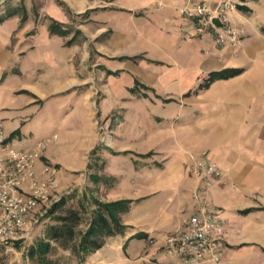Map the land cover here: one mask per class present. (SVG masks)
Wrapping results in <instances>:
<instances>
[{
  "label": "crops",
  "instance_id": "1",
  "mask_svg": "<svg viewBox=\"0 0 264 264\" xmlns=\"http://www.w3.org/2000/svg\"><path fill=\"white\" fill-rule=\"evenodd\" d=\"M63 1L72 18L79 19L76 29L83 41L92 44L93 66L100 83L105 72L104 83L98 89L102 95L99 102L90 101L87 81L79 74V64L89 53L81 54L76 66L75 58L80 55L77 48L57 52L59 59L40 63L48 69L39 70L43 75L34 80L19 82L22 77L7 75L0 91L6 92L11 102L17 98L16 91L23 89L30 102L45 107L51 99L74 92L82 122L78 130L81 145L74 144V150L80 147L82 162L97 148L106 131L99 132L94 125L98 119L94 120L93 104L98 105L96 114L100 119L123 105L138 102L153 106L146 107L148 113L144 112L147 123L143 126L140 148L156 150L163 157L153 187L157 193L170 194L164 198L161 213L149 230L160 233L159 229L169 227L167 232L160 233L164 242L169 231L183 223L187 217L183 214L196 212L193 191L206 187L205 180L198 181L194 175L195 162L202 158L222 171V177L206 192L220 210L226 231L221 253L224 264L247 263L245 259L250 254L259 258L258 251L264 249V35L260 32L264 26L243 27V36L235 46L225 44L219 48L210 32L197 33L195 23L180 15L185 0ZM196 1L214 8L218 0ZM26 5L24 0L23 10L29 15ZM14 11L15 15L0 24V72L8 64L10 49L18 50L22 36L31 29L29 18L21 24L22 16ZM52 19L67 26L60 17ZM45 34L42 28L41 36ZM10 40L14 41L11 48ZM50 40L59 41L56 37ZM225 69H240L241 73L215 79L208 87L198 89L208 74ZM135 89L140 91L136 93ZM125 109L130 117L134 115L129 107ZM42 138L49 139L47 147L57 139V134L52 132ZM109 141L110 137L102 144L108 147ZM66 167L75 169L73 165ZM246 209L254 211L242 212ZM121 224L141 232L127 218H121ZM106 246L114 248L105 243L96 253L101 254ZM156 260L157 264H183L177 256ZM259 260L264 264L263 258ZM217 264H222L221 260Z\"/></svg>",
  "mask_w": 264,
  "mask_h": 264
},
{
  "label": "rangeland",
  "instance_id": "2",
  "mask_svg": "<svg viewBox=\"0 0 264 264\" xmlns=\"http://www.w3.org/2000/svg\"><path fill=\"white\" fill-rule=\"evenodd\" d=\"M23 1L0 0V6L4 7V9L0 7L1 15L6 11L16 10L22 16L21 24L29 18L28 24L31 28L22 36L23 38L21 37L18 50L15 48L12 50L14 41H9V47L12 49L8 53V64L0 72V85L4 83L7 75L13 73L22 77L19 78V82L23 79L26 82L34 80L43 73L39 70L48 69L47 66L41 67L40 63L48 62L50 58V61L52 58L59 59L57 52L77 48L80 55L75 58L76 66L82 58L81 54L85 51L89 53L79 64V74H83L87 81L86 91L91 93L90 101L98 103L102 96L98 89L104 83L105 72L100 83L93 66L92 44L84 42L76 29L79 19L72 18L63 0H25L26 7L30 10L29 15L23 10ZM231 1L234 9L229 11L228 17L231 25L240 31V37L243 36V27L264 26V0H249L244 4L249 9L247 13L237 10V6L243 5L239 0ZM50 16L64 19L67 26L60 25L57 32L53 31L54 21ZM240 17L243 20H240ZM42 28L45 29V37L41 36ZM60 30L65 34L60 33ZM51 37H56L59 41L51 42ZM215 45L217 46L216 43ZM137 91L140 90L135 89L136 93ZM15 95L17 98L9 102L6 92L0 91V119L3 122L4 135L12 147L26 149L42 137L55 132L57 139L48 144L40 157L33 158L32 169L36 176L42 179L55 168L57 186L47 206L39 205L34 208V214L29 217L26 230L20 233L18 239L0 242V264H36L37 257L30 258L29 253L41 242L50 246L46 255L50 261L48 264H98L99 259H103V262L100 261L101 264H157L156 259L164 257L167 260L171 256H176L165 250V241L163 242L160 235L167 232L169 227L159 229L160 233L149 230L161 213L164 198L170 194L157 193L153 187V179L161 169L163 157L156 150L142 151L140 148L143 126L147 123L144 112H147L146 107L153 106H145L138 102L129 106L123 105L115 107L107 117L100 119L96 114L99 113L98 105L93 104L92 111L96 116L94 120L98 119L94 125L97 131H106L102 133L94 153L90 151L86 161L82 162L80 147L78 146L77 151L74 150V144L80 141L79 127H82L78 100L72 96L74 92L51 99L46 103L48 104L46 107L35 101L30 102L23 89L16 91ZM127 107L134 112V115L131 114L132 117L125 112ZM105 133L107 136L103 135ZM109 137L110 145L104 146L102 143ZM72 153L75 155L74 158ZM102 155H106V158ZM67 165H73L74 171L68 169ZM45 168L48 171L41 175ZM106 173L109 176H106ZM107 192L113 196L109 197ZM147 195L150 196L143 198ZM65 196H67L65 202L53 209L56 202ZM100 198L112 201L128 200V206L119 212V216L131 220L132 224L139 228L142 236L133 237L138 232L124 226L122 231L112 238H101L103 245L109 243L114 248L106 246L100 251L101 254L96 253L99 249L82 253L78 245L82 233L88 229L95 212L99 209L95 200L102 201ZM253 211L249 209L246 213ZM189 214L187 211L183 215ZM34 216L39 220L36 224L32 222ZM56 228L61 230V235L57 238L54 235ZM118 235L120 237L117 238ZM258 253L264 262V249ZM223 254L220 257L222 264ZM246 257L247 263L243 264H260L255 254ZM142 259H145V262Z\"/></svg>",
  "mask_w": 264,
  "mask_h": 264
},
{
  "label": "built area",
  "instance_id": "3",
  "mask_svg": "<svg viewBox=\"0 0 264 264\" xmlns=\"http://www.w3.org/2000/svg\"><path fill=\"white\" fill-rule=\"evenodd\" d=\"M233 9L231 0H218L214 8L204 2L185 0L180 15L195 23L197 33L210 32L217 46H235L240 31L231 25L228 17L229 11ZM215 18L221 27L212 24ZM48 141L42 138L31 148L16 149L5 137L0 121V242L18 239L20 233L26 230L34 208L47 206L56 190L55 168L42 179L32 169L33 158L41 156ZM47 171L45 168L41 175ZM194 175L198 181L205 180L206 184V187H197L193 191L196 212L168 233L164 248L179 257L183 264H202L207 261L217 264L227 235L220 210L208 199L206 190L222 177V171L216 164L201 158L195 162ZM38 221L34 216L33 224Z\"/></svg>",
  "mask_w": 264,
  "mask_h": 264
},
{
  "label": "trees",
  "instance_id": "4",
  "mask_svg": "<svg viewBox=\"0 0 264 264\" xmlns=\"http://www.w3.org/2000/svg\"><path fill=\"white\" fill-rule=\"evenodd\" d=\"M249 0H239L240 3L243 5L237 6V10L242 13H247L249 11L247 6H244ZM4 9L3 5L0 6ZM15 11H6L4 15L0 14V23H2L5 19L15 15ZM60 25L54 22L52 25L53 31H58ZM60 33H64L62 30L59 31ZM262 35H264V27L260 29ZM241 73L240 69H225L220 72H213L208 74L207 79L203 84L199 86V90L204 89L209 86V84L214 81L215 79H228L234 77ZM95 149L91 151L94 153ZM67 196L61 198L56 204L54 205L53 209L62 203L65 202ZM99 209L95 212V216L91 220L89 227L82 233L80 243L78 245L79 251L82 253H89L94 252L100 249L103 245V241L101 238L108 237L111 238L112 236L117 235L120 233L124 228V225L121 224V218L119 216V212L123 211L128 206V200H116L110 202H103L100 200H95ZM248 209L243 210L242 212H246ZM55 238L61 235V230L56 228L54 231ZM135 236L141 237V233H135ZM100 239V240H99ZM50 246L48 243L41 242L39 243L34 250H31L30 258L37 257L36 264H48L50 262L46 255L48 254Z\"/></svg>",
  "mask_w": 264,
  "mask_h": 264
},
{
  "label": "water",
  "instance_id": "5",
  "mask_svg": "<svg viewBox=\"0 0 264 264\" xmlns=\"http://www.w3.org/2000/svg\"><path fill=\"white\" fill-rule=\"evenodd\" d=\"M212 24L215 25L216 27H221V23L219 22L217 18L212 20Z\"/></svg>",
  "mask_w": 264,
  "mask_h": 264
}]
</instances>
